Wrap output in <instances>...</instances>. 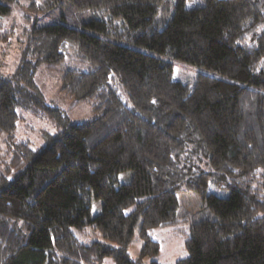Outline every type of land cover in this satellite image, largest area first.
Wrapping results in <instances>:
<instances>
[{"label":"trees","instance_id":"16d2710c","mask_svg":"<svg viewBox=\"0 0 264 264\" xmlns=\"http://www.w3.org/2000/svg\"><path fill=\"white\" fill-rule=\"evenodd\" d=\"M17 2L0 0V31ZM28 2L68 23L25 26L17 67L0 71V264H145L159 252L149 230L184 224L187 255L175 264H264V0ZM66 57L79 64L61 91L90 101L85 122L48 106L34 80L40 63ZM171 59L218 76L199 73L190 87L173 78ZM153 101L173 113L166 126L150 120ZM19 108L62 129L39 149L15 142ZM192 134L203 161L191 160ZM183 189L202 195L197 218H164L161 197Z\"/></svg>","mask_w":264,"mask_h":264},{"label":"rangeland","instance_id":"374dc122","mask_svg":"<svg viewBox=\"0 0 264 264\" xmlns=\"http://www.w3.org/2000/svg\"><path fill=\"white\" fill-rule=\"evenodd\" d=\"M201 2L202 0H187L188 6H194ZM2 22L3 27L0 31V71L7 73L12 72L18 65L20 48L19 38L25 26H30L33 23L37 25L53 22L68 23L61 17L57 8L47 12H36L29 7L28 0H18L16 4L12 5L11 12L4 17ZM89 31L90 33L100 35L106 39L108 38L115 42L128 44L125 39L118 36L117 33H119V31L116 33L113 32L112 34H103L91 29ZM171 60L174 66L173 78L188 83L190 87H193L196 76L199 73L218 76L214 71L206 70L180 60ZM76 64H79L77 59L71 57H66L63 62L55 64L52 67L45 63H40L34 74L37 89L42 94L45 103L48 106L60 108L63 113L67 115L69 123L85 122L95 116L88 99L67 97L61 91V80L64 71L68 68L75 67ZM115 88L123 98V101L130 106L126 91L116 85ZM151 109V121L161 126H166L170 122L173 113L166 114L155 101H153ZM17 111L20 118L12 133L15 142H27L32 148L39 149L47 144L46 137L44 136L46 133L54 134L62 129V127L58 126L44 114H33L21 108ZM7 136L8 135L5 133H0V156H3L5 152V140ZM191 147L192 152L190 155H192V161L197 162L198 160L203 161L206 159L204 147L202 143H200V139L194 134H192ZM4 173L0 163V174ZM123 175L124 176L120 175L121 181H124L127 176H130V172ZM7 176L11 177V174ZM170 193L171 195L161 197V210L163 211V216H165L164 218H171L174 214L177 216L190 215L197 218V210L199 208L200 199L202 198L199 192L183 189L178 192ZM174 195L177 196V199ZM100 208L101 201L93 200L91 216L97 214ZM187 231V224H184L182 229H177L175 226L162 225L149 230L148 233L150 237L159 243V252L156 257H147L145 259V264H153L152 261L157 264H175L176 260L185 257L187 255L185 246ZM92 239H100V234L95 233L91 235L89 240ZM89 240L82 239L83 242H88ZM140 246L139 240L134 239L131 241L127 246V252L130 258L135 259L137 257ZM102 264H114V262L106 257Z\"/></svg>","mask_w":264,"mask_h":264}]
</instances>
